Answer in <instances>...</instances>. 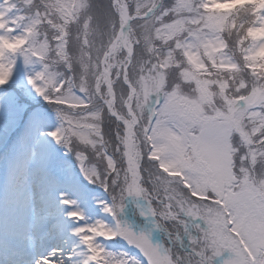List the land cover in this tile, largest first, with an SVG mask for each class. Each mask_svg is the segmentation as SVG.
Listing matches in <instances>:
<instances>
[{
    "label": "snow or ice",
    "instance_id": "obj_1",
    "mask_svg": "<svg viewBox=\"0 0 264 264\" xmlns=\"http://www.w3.org/2000/svg\"><path fill=\"white\" fill-rule=\"evenodd\" d=\"M9 96L26 167L76 181L54 142L111 196L89 222L57 192L67 234L37 208L58 243L27 264H264V0H0Z\"/></svg>",
    "mask_w": 264,
    "mask_h": 264
},
{
    "label": "bare ground",
    "instance_id": "obj_2",
    "mask_svg": "<svg viewBox=\"0 0 264 264\" xmlns=\"http://www.w3.org/2000/svg\"><path fill=\"white\" fill-rule=\"evenodd\" d=\"M31 139L29 150L11 159L9 168L0 159V264H27L28 255L34 254L42 245L58 243V237L54 233L46 237L43 230H38L37 208L41 215L47 213L54 217L57 229L63 230L64 234H67L69 228L76 226L75 222L65 220L61 214L55 200L59 191L69 192L72 198L79 200L89 222L95 219L107 221L105 213L97 204L99 198L82 190L74 191L79 185L69 179L67 174L61 176L57 172V176L62 180V183L57 185L52 176L39 168L26 167L29 161L40 158V152L33 150L35 137ZM26 238L31 239L26 250L12 242L13 239L20 241Z\"/></svg>",
    "mask_w": 264,
    "mask_h": 264
},
{
    "label": "rangeland",
    "instance_id": "obj_3",
    "mask_svg": "<svg viewBox=\"0 0 264 264\" xmlns=\"http://www.w3.org/2000/svg\"><path fill=\"white\" fill-rule=\"evenodd\" d=\"M23 68V63L20 62L18 65V76L22 74ZM55 126L56 120L53 117L51 121V127ZM0 128L3 129V131L0 132V159L1 162H3L7 168H9L10 160L15 158L17 155L24 154L27 150H29L32 142L31 137L26 138L22 134V130L25 129V120L21 119L17 111L14 109L10 96L4 100V110L2 113H0ZM52 144L60 159L66 160L68 162L69 167L73 170V175L78 178L76 182L78 183L82 192L98 197L99 200L104 199L110 201L111 196L108 193L98 189L97 185L95 186L87 184V181L84 180L83 176L79 175V167L74 156L71 154L65 156L64 149L61 146L55 145L54 142H52ZM73 163H75V167ZM105 217L107 218L108 223H113V220L110 216L105 214ZM127 219L129 222L137 225H143L144 223V217H141L138 213L133 215L131 210H129L127 214ZM159 236V233H155L154 239H159ZM105 243L111 251H130L127 244L123 242L107 241Z\"/></svg>",
    "mask_w": 264,
    "mask_h": 264
},
{
    "label": "trees",
    "instance_id": "obj_4",
    "mask_svg": "<svg viewBox=\"0 0 264 264\" xmlns=\"http://www.w3.org/2000/svg\"><path fill=\"white\" fill-rule=\"evenodd\" d=\"M12 87H16V85L15 84H12ZM74 164V167H75V163H73ZM96 186V185H95ZM97 188L98 189H100V190H102V191H104V189L103 188H101L99 185H97ZM105 192V191H104Z\"/></svg>",
    "mask_w": 264,
    "mask_h": 264
}]
</instances>
